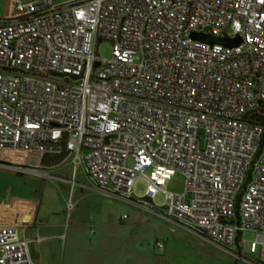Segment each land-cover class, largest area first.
Segmentation results:
<instances>
[{"label":"built area","instance_id":"obj_1","mask_svg":"<svg viewBox=\"0 0 264 264\" xmlns=\"http://www.w3.org/2000/svg\"><path fill=\"white\" fill-rule=\"evenodd\" d=\"M62 150L72 177L81 167L109 196L131 199L143 176L144 197L162 190L166 217L232 256L253 230L248 251L264 260V0H5L0 166L35 171ZM175 172L181 191L165 189ZM7 207L0 264H32L39 237L17 232L31 213Z\"/></svg>","mask_w":264,"mask_h":264},{"label":"rangeland","instance_id":"obj_2","mask_svg":"<svg viewBox=\"0 0 264 264\" xmlns=\"http://www.w3.org/2000/svg\"><path fill=\"white\" fill-rule=\"evenodd\" d=\"M4 7L5 0H0V14ZM109 52L108 41L96 44L98 57L107 58ZM65 161L66 158L59 160L53 168L40 166L35 171L23 172L0 166V196L7 195L11 202L16 197L37 199L33 201L37 205L36 221H47L52 225L48 227L50 233H58V242L51 241L55 246L47 264H82L98 259L105 263L110 259L106 257L115 252L110 235L118 238L121 247L129 249L122 256L120 252L118 258L136 259L138 264H264L257 252L248 251L249 242L255 239L253 230L242 231L239 256H232L165 219L162 190L157 189L149 200L143 199L146 184L143 176L134 180L131 199H124L96 191L81 167H77L72 177V166ZM71 178L74 181L70 183ZM182 186L183 176L175 172L165 189L181 191ZM67 200L71 202L70 209L66 208ZM167 227L173 231H167ZM161 234L167 235V241L163 251L158 252L154 242L163 237ZM229 249L237 250L235 244Z\"/></svg>","mask_w":264,"mask_h":264},{"label":"crops","instance_id":"obj_3","mask_svg":"<svg viewBox=\"0 0 264 264\" xmlns=\"http://www.w3.org/2000/svg\"><path fill=\"white\" fill-rule=\"evenodd\" d=\"M59 159H57V161H51V162H46L45 160L43 161L41 166L44 167H54L58 164ZM7 195H2L0 196V204H7V208L3 213L7 214V213H11L9 207H12L11 209H26V212H30L31 213V218L30 221L25 225V226H19L17 227V232L19 235H23L26 238H35V237H39V240H31L28 244V248H29V253H30V257H31V261L32 264H47L50 263V259L48 258L49 254H51L53 247L55 246V242H51L53 239L54 240H58V233H50L49 230V225L47 223V221H36L37 220V205L34 206V198H30V199H22L20 197H16V200L11 202L10 200H7ZM146 200H149L148 198L144 197ZM143 198V199H144ZM16 207V208H15ZM18 208V209H17ZM24 211V210H23ZM166 214V212H165ZM164 214L165 219L167 220H171L177 224H179L181 226L182 229L189 231L192 235L197 236L198 238H200L201 240L216 245L215 243H213L212 241H210L209 239H207L202 233H200L194 226H192L191 224H188L184 221H177L174 219H170L168 217H166ZM167 231L171 232L173 231V228L171 227H167ZM163 237L162 238H158L159 240L161 239L163 241V247L160 250H157L158 252H162L164 249V244L167 241V235L165 234H161ZM110 239H114V242L110 243V245L114 246V253L112 256L106 257L110 258L108 260H105V263L102 261L96 260V261H92V262H85L82 264H138L136 262V259L133 260L131 258H121L119 259L118 256L121 252V256L122 254L126 253V249L127 248H123L120 246L119 242H118V238H114L115 236L110 235L109 236ZM116 239V240H115ZM98 240V239H97ZM58 242V241H57ZM122 245H124V241H121ZM109 244V243H108ZM218 246V245H216ZM58 247V246H57ZM219 247V246H218ZM155 248V247H154ZM129 250V249H127ZM118 260H120L118 262ZM60 264V263H59Z\"/></svg>","mask_w":264,"mask_h":264},{"label":"water","instance_id":"obj_4","mask_svg":"<svg viewBox=\"0 0 264 264\" xmlns=\"http://www.w3.org/2000/svg\"><path fill=\"white\" fill-rule=\"evenodd\" d=\"M189 36H190V38L197 39V40H200L203 42L219 43V44H222L225 46H233L239 42V38L237 36H235L233 38H227V37L222 36V35H211V34H203V33H198V32H190ZM63 135H64V133H63ZM61 145L63 146V143ZM64 155H65V152L62 150L59 153V155L56 157V159H60Z\"/></svg>","mask_w":264,"mask_h":264}]
</instances>
